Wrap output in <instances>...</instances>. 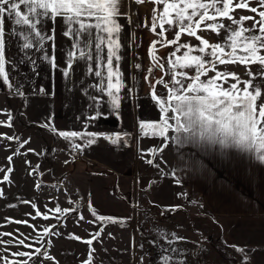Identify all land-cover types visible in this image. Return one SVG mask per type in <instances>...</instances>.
<instances>
[{"label":"rangeland","instance_id":"1","mask_svg":"<svg viewBox=\"0 0 264 264\" xmlns=\"http://www.w3.org/2000/svg\"><path fill=\"white\" fill-rule=\"evenodd\" d=\"M246 2L248 8H239L235 7L238 0H232V20L252 17L233 27H255L259 35L257 21L264 4L258 0ZM253 7L257 12L250 11ZM232 20L219 15L213 20L224 26L213 30L212 45L224 47L225 63L217 62L215 69L201 75L200 80L207 82L217 73H228L226 81L224 77L216 80L221 87L214 91H221L237 82L234 74L242 90L246 87L243 82L253 79L250 72L255 76L249 86L252 91L256 84L264 83V76L256 75L259 62L246 50L252 42L244 37L252 33L245 31L226 40L232 35L228 30ZM233 42L234 51L225 46ZM257 55L264 56V48H258ZM170 69L171 64L165 69L163 81L171 87ZM175 71L179 72L180 66ZM190 71L187 79L176 77L185 87L190 76L196 74L195 68ZM10 91L0 82V121L11 122V127L0 125V257L8 264H22L28 259L13 255L18 252L33 253L29 264H86L90 249L92 264H264V160L257 154L259 148L256 152L234 145L218 152L201 151L197 150L198 142L177 144L171 128L165 133L167 138L158 135V128L141 130V122L159 124L163 116L161 105L153 98L155 90L133 92L129 103L126 93L121 92L126 105H121L118 115L91 121L86 129L82 121L88 106H66L65 93L63 97L58 87L51 97L31 98L24 88L19 95ZM164 91L161 84L155 94L163 99ZM261 104L264 87L256 100L257 111ZM168 114L172 115L171 110ZM45 124L57 132L75 130L98 135L94 144L73 152L71 143L83 141L65 140L43 127ZM261 125L264 120L257 125V136ZM117 134L121 136L119 144L105 139ZM179 149L183 157L197 160L195 170H186V163L177 164ZM148 159L153 160L152 165ZM37 166L38 171L33 172ZM57 205L61 213L54 211ZM73 208L76 211L63 212ZM165 208L176 210L162 214ZM45 214L48 219H44ZM65 215L67 219L61 223L58 217ZM100 215L124 223H102L97 219ZM46 228L58 234L46 236L43 244L34 243ZM100 229L98 241L85 243ZM19 240L31 246L19 245ZM34 248H40L43 255L35 254ZM240 248L245 252L238 251ZM161 249L167 251L162 254Z\"/></svg>","mask_w":264,"mask_h":264},{"label":"snow or ice","instance_id":"2","mask_svg":"<svg viewBox=\"0 0 264 264\" xmlns=\"http://www.w3.org/2000/svg\"><path fill=\"white\" fill-rule=\"evenodd\" d=\"M137 4H142L145 0H135ZM156 2H163V0H156ZM259 3L264 4V0H258ZM125 0H104L103 3L97 4L94 0H72L71 3L66 2V0H60L59 3L53 4L52 0H0V82L6 85L11 91L10 94H21L20 88L14 87L13 83H10V71L18 68L19 64L29 63L33 69L36 67V57L32 50L35 52H42L41 59L49 61L52 68H56V58L55 56L49 55L48 50L44 46L45 40H52V47L54 48V35H48L44 29L43 25L46 23V19L49 17V11L51 10V17L53 21L57 16L63 17L65 31L63 35L70 39L71 49L67 53L66 66L59 69L64 77H68L70 71L73 68V63L75 60H82L86 63V73L89 76H94L97 78L98 82L91 84L88 87L94 88L97 95H90L85 89V95L89 101L88 104V114L85 115L84 121H82V128L86 129L89 122L98 119H106L108 115H118L119 109L121 107V100L124 98L121 96L122 90L127 87L123 79V73L120 70V62L122 56L120 51L122 49L121 45V32L122 26L118 23L117 17L124 15L128 18V23L131 24V19L127 11L121 12V7L124 5ZM180 3L182 0H177L172 7L177 8V24L181 30H188V35L195 36V31L193 28H199L200 23L195 24L189 23L185 25L184 20L187 19L189 22L193 21L194 17L199 16L201 21L207 18L208 20H215L217 15L228 16L230 20L232 17L229 15V9L232 5V0H211V10L213 15H209V5L205 3H199L197 8L202 10L198 11L197 8L193 9V12L185 17L184 12L186 9L180 8ZM222 5V7L218 6ZM21 6L24 10H21ZM189 7L191 5H188ZM235 7L248 8V3L246 0H238ZM165 13L168 12V8L164 9ZM251 12H257V8L253 7L250 9ZM84 19H81V17ZM260 20L257 23L260 25L259 35L255 34V27L253 29H239L237 30L234 25L239 24L243 20L252 19V17H242L241 21L232 20V25L229 26L228 30L232 33L228 36L226 40H232L234 37H240L242 32L250 31L252 34L245 36L246 41H251L246 50H250L252 57L255 61L260 64V69L257 76H264V56L257 55L258 48H264V11L259 12ZM5 17L12 23L11 30L7 33L5 32ZM166 22L171 25L172 20L166 19ZM137 27H143L144 25L137 24ZM157 26L161 29L164 28L163 23H159L157 16L154 14L152 17L151 31L156 32ZM206 28H211L214 31H219L223 28V25H218L216 23L207 24ZM95 29V31H93ZM159 36L164 37V32L161 31ZM12 38H19L21 41L18 44L20 52L23 55L19 60L15 59V56L6 57V47L8 42ZM178 34L176 39L167 40L164 38L162 41L152 42V51L150 55L153 57V62L158 68H162L163 64H160L158 58L155 55V48L157 43H163L165 45L177 43ZM129 43V48L131 49V44L135 41V33L131 32L126 38ZM197 40L201 41L203 47H200L198 51L205 56L210 57L208 60H204L203 56H191L192 63L180 64V67H194L196 74L189 79L190 83L185 87L184 82L177 79L179 76H186V73H175L172 69L175 68V62L169 61L172 64V69L169 70V75L171 76V87L164 83L163 80L157 81L163 85L165 89L161 93V97H157L155 92L153 93V98L161 105L160 111L163 113L161 121L159 124H146L141 122V130L145 127L151 126L153 128H158V135L165 136L168 129L174 131V139L177 144H182L187 142L191 144L193 142L203 143L207 141L210 144H215L218 141V131L223 128L228 136L224 140H219L221 144L225 143V140L238 145L243 148L253 149L257 152V148L261 151L257 153L262 160H264V125L260 126L259 136H257V125L261 124V120H264V104L259 106L257 111L256 100L260 96V89L264 87V83L256 84L252 91H249V86L252 85L255 76L249 72V76L253 79L244 81L246 85L244 89H239L238 84L240 80L238 77L236 83L230 84L227 89L221 91H214L215 88L221 87L216 85V80L224 77L227 80L228 73H217L216 77L203 82L200 80L201 75H206L208 69L206 65L211 66V70L215 69L217 62L225 63L224 47L221 44L209 45L207 39H203L200 36H196ZM253 44L258 47H254ZM227 47H232L235 50V42L233 44H226ZM180 47L189 48V53L195 49L191 48L189 45H178L177 51ZM211 48V51L207 49ZM77 51H79V56H77ZM93 51L95 52L97 67L94 70L91 62L93 61ZM219 52V55H218ZM171 53L170 55H174ZM230 56L231 54H227ZM115 61V66H114ZM243 62V60H242ZM6 65L9 70H6ZM135 69H141V64L132 65ZM151 72V69H149ZM133 80L136 79L135 75L131 77ZM132 88L128 89L125 96L129 99L132 97ZM254 93V94H253ZM167 104V107L164 105ZM107 106L106 111L102 109ZM169 110H171L172 115L169 116ZM169 121H172L170 123ZM0 125L11 127L10 120L8 122L0 121ZM43 127H47L50 131L63 137L68 141H75L79 139L83 141L82 143H71V151L80 152L85 146H90L96 142L97 133L94 132H84V131H60L50 124H45ZM156 135L157 133H153ZM127 135V134H125ZM9 140H18V137H6ZM165 138H167L165 136ZM105 139L110 140L113 144H119L121 142V136L117 134L115 137L105 136ZM259 141V144H257ZM23 146V145H21ZM11 161V157L8 158ZM30 163V162H28ZM67 163V161H66ZM147 163L149 165L153 164L152 159H148ZM39 166L33 169V172L38 171ZM3 171V169H0ZM5 180L8 179L7 175L4 177ZM40 185L37 184V188ZM56 187V185H53ZM3 196V191L0 189V197ZM10 207L13 205H9ZM35 207V205H33ZM175 208H165L162 209V214L165 212L175 211ZM56 213H61V208L57 205L54 209ZM69 211H76L73 209H64V213ZM95 215V210H93ZM37 215H40L37 212ZM47 214L44 215V219H48ZM9 219V218H6ZM58 219L63 222L67 219V216L58 217ZM79 220H83V216L78 217ZM97 219L102 223H120L123 224L122 219H116L113 217H106L100 215ZM15 223H27V221H15ZM52 227H56L55 225ZM102 229L92 234V239H88L85 243L91 245L93 240H99ZM58 233L50 231V229H44L43 235H37L34 238V243H44V238L51 237ZM3 235H11L4 233ZM76 239H80L76 237ZM11 244V241H9ZM19 245L25 247H30L31 245H25L24 240L17 241ZM46 247V246H45ZM170 250L174 251V246L170 242ZM89 250V259L86 264H92L91 252ZM167 251L161 249L162 254ZM240 252H245V249H238ZM34 253L38 255H43L40 248H34ZM13 255L20 257H27L22 264H29L33 253L30 252H18ZM50 258V257H45ZM244 260L247 261V256H244ZM0 264H8V260L4 257H0Z\"/></svg>","mask_w":264,"mask_h":264},{"label":"crops","instance_id":"3","mask_svg":"<svg viewBox=\"0 0 264 264\" xmlns=\"http://www.w3.org/2000/svg\"><path fill=\"white\" fill-rule=\"evenodd\" d=\"M53 4L59 3L60 0H52ZM66 2L71 3L72 0H66ZM95 3L100 4L103 3L104 0H94ZM174 3H177V0H163V2H156V0H145L142 4H137L135 0H125L124 5L121 7V12L127 11L129 13L131 24L128 23V18L124 15L117 17L118 23L122 26L121 32V45L122 49L120 51V55L122 56V60L120 62V70L123 73V79L127 87H125L122 92L127 93L129 88H132L133 92L141 91V90H149L154 91L156 94L161 90V84L157 81L164 79L165 69L170 66V62H175V68L172 69L174 72L175 69L180 66V64H187L184 60H187L189 63H192L191 56H203L204 60L210 59V57L203 55L198 51L200 47H203L200 40L196 39V36H200L203 39H207L209 41V45H212V32L211 28H206L207 24L215 23L216 20H208L205 18L201 21L199 16L194 17L193 21L189 22L187 19L184 20L185 25L192 23L195 24L197 22L200 23L199 28H193L192 31H195L196 35L191 36L188 35V30H181V28L177 24V8L172 7ZM199 3H205L209 5V15H212L211 10V0H182L180 3L181 9H186L184 12L185 17L193 12L194 8H197ZM188 5H191L190 7ZM168 8V12L165 13L164 9ZM21 10H24V7L21 6ZM198 11H202L197 8ZM157 16L158 25L159 23H163L164 28L161 29L157 26L156 32L151 31V23L153 15ZM51 10L49 11V17L45 18L46 23L42 26L44 31L48 35H54V48L52 47V40H45L44 46L48 50L50 57L55 56L56 58V68H52L49 61H45L41 59L42 52H35L32 50L36 57V67L35 69L29 63L19 64L18 68L10 71V83H13L14 87L24 88L28 93L27 96L31 98L37 97H51L53 96V92L58 90L63 97L66 96L65 105L66 106H88L89 101L87 96L85 95V89H87L90 95H97L94 88H89L88 86L91 84H95L98 82L97 78L94 76H89L86 73V63L82 60H75L73 63V68L70 71L68 77H64L62 72L59 70L66 66V58L67 53L71 49V41L69 38L63 35L65 31L64 26V18L57 16L53 21L50 19ZM81 19H84L82 16ZM166 19H171L173 22L169 25L166 22ZM144 25L143 27H137L136 25ZM12 23L5 17V32H6V40L7 33L11 30ZM95 31V29L93 30ZM163 31L164 37L159 36L158 34ZM131 32L135 33V41L131 44V49L129 48V43L127 41V37ZM178 34L177 43L165 45L163 43H157L155 48V55L158 58L160 64H163L162 68H158L155 66L153 62V57L150 55L152 51V42L154 41H162L164 38L167 40H174ZM21 41L19 38H12L8 42V46L6 47V57L15 56L16 60L23 55L20 52L18 44ZM189 45L191 48L195 49L194 51L189 53V48L180 47L179 51H177L178 45ZM211 51V48L207 49ZM171 53H175L174 55H170ZM77 56H79V51H77ZM133 63L141 64V69H135L132 67ZM93 69L95 70L97 67L95 52L93 51V61L91 62ZM115 66V61H114ZM172 66V64H171ZM186 68V71H185ZM190 68L194 69V67H180V71L176 73H186V76H179L182 79H185L191 74ZM151 69V72H149ZM206 69L208 73L211 72V66L206 65ZM6 70L8 66L6 65ZM135 75L136 79L133 80L131 77ZM191 77V76H190ZM187 79V78H186ZM191 82V81H190ZM154 84H157L153 87ZM21 85V86H20ZM56 85V86H55ZM65 93V96H64ZM54 95H57L54 93ZM69 98V99H68ZM132 98V97H131ZM86 100V102H85ZM121 100V105H126ZM127 103L130 102V99ZM106 106V105H105ZM179 159H175L177 164L186 163L187 169L189 171L195 170V161L197 160L192 157L188 159L183 157V150L179 149ZM189 153V152H188ZM206 160L203 158V161ZM199 161V160H198ZM202 163V162H201Z\"/></svg>","mask_w":264,"mask_h":264},{"label":"clouds","instance_id":"4","mask_svg":"<svg viewBox=\"0 0 264 264\" xmlns=\"http://www.w3.org/2000/svg\"><path fill=\"white\" fill-rule=\"evenodd\" d=\"M228 136V133L223 129L220 128L218 131V141L215 144H210L207 141L203 143H198L199 146L197 147V150L201 151H219L221 148L229 149L233 147L235 144L229 142L228 140H225V143L221 144L219 140H224L225 137Z\"/></svg>","mask_w":264,"mask_h":264}]
</instances>
